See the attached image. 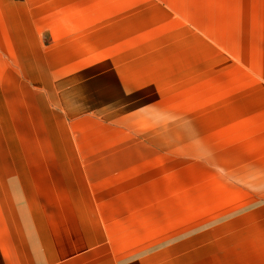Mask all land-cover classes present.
I'll use <instances>...</instances> for the list:
<instances>
[{"label":"crops","instance_id":"crops-1","mask_svg":"<svg viewBox=\"0 0 264 264\" xmlns=\"http://www.w3.org/2000/svg\"><path fill=\"white\" fill-rule=\"evenodd\" d=\"M241 5L0 0V264H252L264 29Z\"/></svg>","mask_w":264,"mask_h":264},{"label":"rangeland","instance_id":"rangeland-1","mask_svg":"<svg viewBox=\"0 0 264 264\" xmlns=\"http://www.w3.org/2000/svg\"><path fill=\"white\" fill-rule=\"evenodd\" d=\"M242 1L239 21L241 28L264 29V0ZM212 12L210 11V14ZM227 13V11L225 12ZM210 17V22H212ZM225 26L229 19L226 17ZM215 20V18H214ZM231 22V21H230ZM212 28V25H210ZM251 225H241V237L251 236L250 239L241 242V252L244 255L243 262L251 261L252 264H264V209L255 212ZM233 225L230 226L232 228Z\"/></svg>","mask_w":264,"mask_h":264}]
</instances>
